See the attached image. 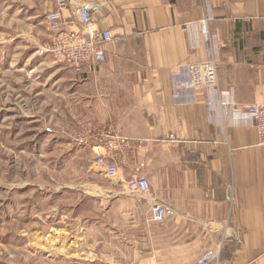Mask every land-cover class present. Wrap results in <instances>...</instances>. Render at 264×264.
<instances>
[{
  "label": "crops",
  "instance_id": "obj_1",
  "mask_svg": "<svg viewBox=\"0 0 264 264\" xmlns=\"http://www.w3.org/2000/svg\"><path fill=\"white\" fill-rule=\"evenodd\" d=\"M72 2L98 3L93 26L112 42L105 63H52L68 106L61 122L116 164L124 184L144 176L152 198L176 209L156 222L144 199L137 264H264V146L253 125L232 118L264 104V0ZM207 59L219 84L189 89L185 65Z\"/></svg>",
  "mask_w": 264,
  "mask_h": 264
},
{
  "label": "rangeland",
  "instance_id": "obj_2",
  "mask_svg": "<svg viewBox=\"0 0 264 264\" xmlns=\"http://www.w3.org/2000/svg\"><path fill=\"white\" fill-rule=\"evenodd\" d=\"M52 1L0 0V264H137L144 200L61 122Z\"/></svg>",
  "mask_w": 264,
  "mask_h": 264
},
{
  "label": "built area",
  "instance_id": "obj_3",
  "mask_svg": "<svg viewBox=\"0 0 264 264\" xmlns=\"http://www.w3.org/2000/svg\"><path fill=\"white\" fill-rule=\"evenodd\" d=\"M73 5L72 0H55L54 7L47 15L46 21L51 33V50L53 57L65 65L77 71L86 63H105L107 55L105 45L112 42L111 32L97 30L93 26L92 12L96 11L99 4ZM71 13L70 19L66 17ZM200 33L208 39V23L201 22ZM76 26L78 30L70 29ZM188 79L186 86L191 89H214L218 84V71L213 60H197L185 65ZM224 108L228 107L223 103ZM232 118L240 125H253L257 132L259 145L264 146V104H255L246 107L244 110H234ZM141 148H145L144 142ZM96 165L105 177L114 181L119 176V168L116 164L108 163L106 158H97ZM126 189L135 196L150 199L153 202L152 216L154 221H164L174 217L175 207L158 202L152 198V186L146 177H134L125 183Z\"/></svg>",
  "mask_w": 264,
  "mask_h": 264
}]
</instances>
